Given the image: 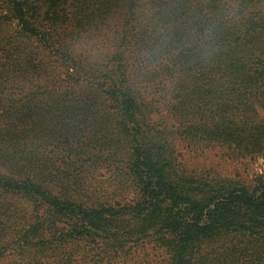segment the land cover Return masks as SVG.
<instances>
[{
  "label": "rangeland",
  "instance_id": "374dc122",
  "mask_svg": "<svg viewBox=\"0 0 264 264\" xmlns=\"http://www.w3.org/2000/svg\"><path fill=\"white\" fill-rule=\"evenodd\" d=\"M43 1L30 0L36 6ZM78 2L81 6H76ZM135 4L132 0H66L73 16L81 10L80 16L94 17L78 30L68 21L62 33L68 40L79 36L74 52L84 50L90 56L88 63L99 64V81L106 82L103 68L115 65L120 67V78L142 87V109L152 110V123L164 128L162 136L170 141L185 175L247 185L264 178L262 88L228 89V41L233 34L242 32L239 48L234 46L235 56L247 62L253 77L264 80V0L251 5L244 19L236 14L235 0H142ZM3 15L11 17L6 4ZM245 19L254 23L244 25ZM10 29H15V20ZM125 33L127 39L121 41ZM23 39L9 56L0 51L2 159L13 162L15 170L19 165L31 166L51 184L62 180L73 198L85 206L97 200L125 203L133 193L125 185L127 146L117 110L91 86L67 83L64 63L54 56L37 55ZM234 69L242 71L238 65ZM246 117L252 126L248 133L231 123L242 124ZM234 134L256 143L237 148ZM2 170L11 174L9 169ZM36 215L47 219L49 210L42 206L37 212L22 194L0 189V234L14 229L0 238L4 249L0 264H34L18 242L19 230L34 222ZM65 223L69 228L70 222ZM71 242V253L76 254L65 264L89 262L87 256L93 251L78 238ZM140 244L131 249L130 256L119 255L111 264H168L163 249L154 248L147 239ZM228 244L215 245L207 253V264H260L264 257V247L254 244L234 251L230 258Z\"/></svg>",
  "mask_w": 264,
  "mask_h": 264
},
{
  "label": "trees",
  "instance_id": "16d2710c",
  "mask_svg": "<svg viewBox=\"0 0 264 264\" xmlns=\"http://www.w3.org/2000/svg\"><path fill=\"white\" fill-rule=\"evenodd\" d=\"M65 1L44 0L36 6L30 0H0V51L9 56L24 37V42L31 43L37 55L54 56L64 63L68 70L67 83L91 86L109 100L120 115L125 133L128 170L125 185L133 196L125 203L97 200L85 206L73 198L62 180L54 184L43 181V175L25 164L15 170L13 162L8 164L0 155V189L22 194L33 202L37 212L42 206L49 210L47 219L36 215L34 222L24 224L19 230L18 245L24 248V256L34 264H65L76 254L71 253L70 247L77 238L93 251L85 264H111L119 255L130 256L131 249L145 239L154 248L165 251L168 264H207V253L223 242L229 243L230 258L234 251L238 253L247 246L264 247V178L247 185L232 179L185 175L177 156L170 150V141L162 136L164 128H156L152 123V110L148 113L142 109L141 102L145 101L142 87L133 80L120 78L117 73L120 67L115 65L105 66L106 82L99 81V64L88 63L90 56L84 50L80 54L74 52L73 44L79 43V36L66 39L62 33L64 24L73 21L74 30H78L94 16H80L81 10L73 16L67 11ZM132 1L137 4L142 0ZM261 1L235 0L236 14L244 19L247 9ZM79 3L76 6H81ZM5 4L11 17L3 15ZM14 20L15 29H10ZM253 23V20L243 21L249 27ZM241 37L242 32L233 34L228 41V89L239 92L262 88L264 94L262 77H253L247 71L250 69L247 62L235 56L234 46L239 48ZM126 39L125 33L120 40ZM184 61L188 63L189 58L185 57ZM236 65L242 69L241 73L232 70ZM262 93L259 95L263 96ZM231 123L245 133L251 131L247 117L242 124L235 120ZM234 136L232 142L237 148L256 143L241 134ZM2 169H9L11 174L3 173ZM65 222H70L69 228ZM13 230L6 228L0 238ZM34 246L38 248L33 250ZM3 253L4 249L0 248V255ZM259 263L264 264V257Z\"/></svg>",
  "mask_w": 264,
  "mask_h": 264
}]
</instances>
